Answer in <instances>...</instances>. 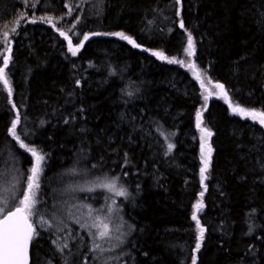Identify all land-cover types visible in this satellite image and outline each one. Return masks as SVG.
Returning a JSON list of instances; mask_svg holds the SVG:
<instances>
[{"label": "trees", "instance_id": "trees-1", "mask_svg": "<svg viewBox=\"0 0 264 264\" xmlns=\"http://www.w3.org/2000/svg\"><path fill=\"white\" fill-rule=\"evenodd\" d=\"M121 32L137 46L109 35ZM8 55L0 183L17 169L16 207L35 158L13 120L44 156L31 264H264V125L201 87L222 84L234 107L264 113V0H0V67ZM116 177L127 196L81 188ZM71 193L89 208L110 201L123 240L97 251L81 230L58 249L49 216L64 225Z\"/></svg>", "mask_w": 264, "mask_h": 264}, {"label": "snow or ice", "instance_id": "snow-or-ice-1", "mask_svg": "<svg viewBox=\"0 0 264 264\" xmlns=\"http://www.w3.org/2000/svg\"><path fill=\"white\" fill-rule=\"evenodd\" d=\"M44 19V18H42ZM48 22H51V18H47ZM183 27V24H181ZM14 31V29H13ZM60 35L65 39H68L64 32H60ZM99 35V33H97ZM109 35H115L122 40H127L128 43L132 44L134 47L137 45L135 42L125 35L124 33H110ZM7 36V34H5ZM85 40L88 39V36L84 37ZM11 49H8L10 53ZM69 51L73 56L77 54L79 51V46L73 47L71 41H69ZM186 54L188 56L194 55V45L193 38L191 35L188 36V45L185 49ZM153 55L158 56L160 59H167V57L163 56L162 53L154 52ZM11 59L10 55L4 57V66L0 67V83L8 90L9 97L12 95V88L8 79V74L5 71L9 60ZM169 63H180L182 66L184 65V61H177L175 59H169ZM191 67H195V65H190ZM197 79H199V73L196 74ZM216 87L220 90V94H222L229 103V107L232 109L234 114H240L242 117L250 116L252 118L259 117V122L261 125H264V113H258L255 111H247L246 109L240 106H233L230 101L228 93L225 91L224 85L216 84ZM131 95V93H129ZM199 119V114H198ZM19 123V117L13 120L12 126L9 129V134L13 136L20 144L21 148H24L26 151L31 153V155L35 158V164L31 168V175L28 177V186L27 190L23 193V199L20 200L19 206L15 207V210H7V214L0 219V264H28V244L32 239L34 233L33 223L30 220V217L34 214L35 206L37 203L36 190L39 188L38 178L39 173L41 171V161L44 160V156L40 154L37 149L28 147L25 143L21 142L20 136L17 134V125ZM199 126V125H198ZM204 131V136H202V168H201V183L203 185L204 180L207 179L205 173L207 172L208 165L211 158V147L207 146L203 141L206 137H210L212 133L206 129ZM173 145L169 144L168 149L171 151ZM205 147H207V152L205 153ZM119 178H112L101 181L98 187L104 188L109 192H114L117 196H127L128 193L125 188L122 186L118 187ZM88 191L94 190L93 188L86 189ZM203 193H201V196ZM202 203L198 202L194 205L195 211L193 213V219L197 222V227L199 228V235L197 237L196 249L200 248V241L203 240L204 229L200 226L199 220L197 219V212L202 207ZM7 209V202L0 200V212H3ZM47 221H45L46 223ZM92 227L99 229L97 235L98 239L110 238V229L107 223H94ZM96 248H100V245H96ZM95 250V249H94ZM193 264H195V257L193 258Z\"/></svg>", "mask_w": 264, "mask_h": 264}, {"label": "rangeland", "instance_id": "rangeland-1", "mask_svg": "<svg viewBox=\"0 0 264 264\" xmlns=\"http://www.w3.org/2000/svg\"><path fill=\"white\" fill-rule=\"evenodd\" d=\"M7 54H8V51H7ZM201 87L204 93L205 92L209 93V91H211L212 95H215V96L220 95V90L216 86L212 85L210 82L203 80L201 82ZM126 115L129 116L126 112L121 113L120 117L126 116ZM8 164H10V161ZM33 166L34 165H32L31 168ZM10 167L11 166H9V169L7 168L8 169V171L6 172L7 175L4 177V179L0 183V200L7 202V209L4 210L3 212H0V217L5 215L7 213V210H12L17 205L16 198L19 195L18 176L16 172L17 169L10 168ZM31 174L32 173L30 171V175ZM86 182L87 183L85 184H81V188L83 191L87 193H93V191L101 188L97 186L99 185V183L96 182L95 180L94 181L88 180ZM88 188H93L94 190L88 191L86 190ZM102 189L107 194L108 198L111 197V195H113V192H109L104 188ZM63 197H64V200L62 201V203L64 205H62L61 207H65L69 209V211L66 214L67 215L66 218L64 217L62 218L63 221H65L64 225H62L61 222L55 223L54 220H52V216H49L51 226L55 233V237L53 241L56 244V247H58V249H62V248L67 249L68 247H70L69 245L73 242L72 237H74L75 234H79L81 230L85 231L84 234L88 235L91 241L92 247L94 249H97V251H103L104 248L107 250H111L110 245H112L113 242L118 240V238L120 240H123L122 239L123 225L119 227V224H117L114 221L112 212L110 209V204H109L111 203L110 201H107L104 207L98 206V207L93 208V206H90L91 208H89L88 206L81 204V202L77 200L75 195H73L72 193L68 194L67 196H63ZM19 199L20 200L23 199V196ZM97 214H100V216H97ZM33 218H35L34 214L30 217V220L32 223H33ZM101 222L107 223L109 225L110 238H105L103 240L97 238L96 234L98 233L99 229L92 227V225L94 223H101ZM119 228L122 231L118 233ZM115 236L117 238L113 240ZM96 245H100V248H96L95 247ZM60 246L62 247L60 248ZM112 251H110V253Z\"/></svg>", "mask_w": 264, "mask_h": 264}, {"label": "water", "instance_id": "water-1", "mask_svg": "<svg viewBox=\"0 0 264 264\" xmlns=\"http://www.w3.org/2000/svg\"><path fill=\"white\" fill-rule=\"evenodd\" d=\"M15 208L12 209V211H14ZM7 214V213H6ZM5 214V215H6ZM3 218V217H2ZM1 218V219H2ZM34 227V226H33ZM34 235V233H33ZM32 239H33V236H32ZM32 239L29 241V244H28V264H31V245H32Z\"/></svg>", "mask_w": 264, "mask_h": 264}]
</instances>
